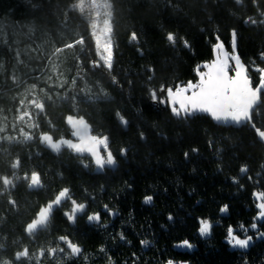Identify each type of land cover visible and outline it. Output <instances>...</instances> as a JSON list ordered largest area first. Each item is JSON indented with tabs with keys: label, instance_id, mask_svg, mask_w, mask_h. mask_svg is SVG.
<instances>
[{
	"label": "trees",
	"instance_id": "1",
	"mask_svg": "<svg viewBox=\"0 0 264 264\" xmlns=\"http://www.w3.org/2000/svg\"><path fill=\"white\" fill-rule=\"evenodd\" d=\"M261 12L264 0H113L112 75L120 83L117 87L111 84L107 70L89 68L96 59L95 46L90 28L78 12L69 11L61 0H0V126L6 128L0 136L19 135L21 125L15 120L18 101L36 84V94L45 101V113L37 118L40 127L33 130L34 135L47 132L55 140L69 137L66 117H83L94 135L108 136L121 164L114 172L97 173L93 166L86 169L80 162L89 164L88 158L80 159L71 151L55 155L38 140L28 144L0 140V175L11 176L16 171L23 177L35 170L44 183L43 190L32 192L27 181L20 180L15 189L0 195V243L9 242L6 254L31 248L24 235L26 224L41 206L68 188L73 199L88 205L89 213L101 212L107 205L108 211L120 212V222L107 230L86 226L83 221L78 224L74 240L89 255L87 261L57 262L46 255L39 264H131L134 255L144 250L142 241L147 245L155 242L157 252L152 249L140 264H167L169 260L175 264H264V240L257 241L253 231L248 234L253 235L254 247L247 252L234 250L225 240L229 225L238 228L243 224L250 229L258 213L254 193L264 191V143L250 125L223 127L207 116L182 123L163 105L150 101V91H158L162 85L195 83L197 69L204 71L202 66L214 59L217 42L231 51L233 29L237 31L238 55L249 68L253 86L258 84L259 74L252 69L264 67ZM249 18L257 24H251ZM133 31L137 41L130 39ZM168 32L177 35L175 44L166 40ZM80 36L85 38L83 49L77 45L54 55L56 48L74 43ZM78 60L85 73L84 80H77V88L87 83L98 92L102 86L108 99L85 102L83 93H78L83 99L73 106L57 98L73 94L71 81L81 69ZM57 76L68 82L63 88L58 86ZM149 76L153 78L149 80ZM41 88L52 96L51 101L40 93ZM31 98L29 93L27 99ZM117 112L129 121L126 127L120 124ZM254 122L258 126L264 123V111L254 112ZM122 148L127 150L124 160ZM185 153L189 155L185 157ZM16 158L21 165L12 170L10 164ZM242 167L247 171L242 173ZM147 196L153 197L152 206L144 204ZM9 198L16 201L15 207L7 203ZM224 205L228 212L221 213ZM199 218L214 225L207 239L198 234ZM258 225L264 231V223ZM68 231L73 232L58 210L52 235ZM185 240L196 244L198 251L192 255L176 252L175 247ZM49 243L38 240L36 244L47 248Z\"/></svg>",
	"mask_w": 264,
	"mask_h": 264
},
{
	"label": "snow or ice",
	"instance_id": "2",
	"mask_svg": "<svg viewBox=\"0 0 264 264\" xmlns=\"http://www.w3.org/2000/svg\"><path fill=\"white\" fill-rule=\"evenodd\" d=\"M239 3V0H236ZM255 3L256 0H253ZM78 10L81 14L87 12V19L89 27L91 29V37L94 40L95 55L97 59L90 62L89 68L92 70H107V74L110 76L111 84L120 87V83L115 75H112L113 69V7L111 0H78L77 3L73 4L69 11ZM260 15L264 17V12ZM251 24H257L256 19L249 18ZM249 21H245L247 24ZM264 24V19L260 21ZM131 41H137V33L132 32ZM177 35L168 32L166 34V40L170 43L175 44L177 42ZM219 41V37H217ZM184 46L188 47V42L183 41ZM85 45V38L80 36L74 41V43H66L63 48H56L54 55H58L65 51V49H74L76 46ZM237 46V31L235 29L231 32V54L225 50V46L222 42H217L214 45L215 58L210 63H205L202 67L204 71L197 69L199 79L193 83L188 81L184 85H177L175 87L161 86L158 95V91L153 89L150 91V101L153 104L163 105L170 111L172 117L176 118L180 122H186L188 120L197 118L199 114H207L212 120L219 124L229 125L234 127H247L250 125L254 132L255 137L258 138L259 142L264 143V123L260 126L254 122V112L264 111V67L254 66L253 71L259 74L258 84L253 86V78L249 74V68L242 63L240 56L236 54ZM261 59L264 60V52L260 54ZM234 62V63H231ZM81 63V69L78 71L77 76L73 77L71 81V89L73 94L69 96L67 93L64 96H58L57 98L66 102L71 103L73 106L83 99L78 96V93H83L86 97L85 102H96L102 99H108L109 94L105 89L100 86L98 92H93V89L85 83L83 87L77 88V80H84L85 68ZM56 65H53V71H55ZM153 77L149 76L151 80ZM15 80V77H13ZM59 81L58 86L63 88L68 82L61 80L57 76ZM48 81L52 80V76L47 77ZM131 84V81H128ZM52 86L51 84L49 85ZM36 84H32L25 93V99L20 100V107L17 108L19 115L15 117L19 127L18 136L4 135L0 136V140L7 141L9 143L16 141L18 143L28 144L38 140L39 144L44 145L47 149L52 152L59 154L62 148H67L72 153L77 154L79 157H83L87 154L91 157V162L95 165L98 172L104 171L105 169L116 170L117 159L114 157L112 151L109 150L108 136H97L91 134V129L88 123L83 117H77L74 115H68L66 117V123L71 127V135L75 138V142L71 139L60 138L55 140L53 135L47 132H40L37 137L34 135L33 130L39 129L40 124L37 122V118L45 113V101L40 99L36 94ZM40 93H43L47 100L51 101L52 96L48 95L43 88ZM31 93L32 98L27 99V95ZM27 99V102H26ZM30 109H34L30 111ZM119 122L123 126H127L129 121L120 114L116 113ZM17 124H13V130L15 131ZM27 129V130H25ZM6 128L0 126V133H4ZM143 138V132L140 133ZM210 146L212 142H209ZM102 150L103 153L102 154ZM126 149H121V156L126 154ZM196 152V149H192ZM189 154L185 153V157ZM84 167H88L87 163L83 160L80 161ZM21 160L16 158L14 162L10 164L12 170L20 168ZM242 173L247 171L246 167H242L240 170ZM24 180L27 181L29 189H37L43 187L41 174L38 171H31V174L25 173L23 177L13 171L10 175H0V195L9 193L10 189H15L16 182ZM255 200L257 201L256 207L258 209L257 215L253 218V222L250 225V229L245 227L243 224L235 228L229 225L227 228V234L225 237L226 243L233 249L247 250L254 243L253 235H249V231H253L257 239L264 240V231H261L258 222L264 223V191L254 193ZM153 197L147 196L145 203H149ZM65 200L71 201L70 211H65L64 216L66 219L75 223L77 220V214L84 213L86 205L84 203H78L75 199H72L69 195V189L64 188L59 191L54 199L47 202L39 208L34 218L30 220L25 226V233L29 237L35 236L37 232L45 231L53 215L54 209L59 208L62 202ZM7 203L16 206V201L9 198ZM108 208L107 205L104 206ZM221 213L228 212V205H224L220 209ZM100 213H92L87 215V221L89 223L99 222ZM171 220L172 217L169 216ZM214 225L210 220L205 218L198 219V234L201 237H208L211 235ZM240 232L243 234V238L236 233ZM123 239V235L120 237ZM59 242H62L70 250L65 252L64 247L59 246ZM142 244H147V241H142ZM187 249H191L193 245L185 240L180 245ZM4 248V245L0 243V249ZM81 248L78 244L73 243L68 236H60L56 247H49L47 249L48 255L51 257H58L59 254H65L68 257H74L81 254ZM101 251H104L101 249ZM45 250L40 249L39 255L33 254L30 256L29 249L24 247L22 250L16 251L14 256L10 259H5L3 253H0V264H20L21 261H31L34 256L39 264L40 257L44 256ZM167 264H173V261L169 260Z\"/></svg>",
	"mask_w": 264,
	"mask_h": 264
},
{
	"label": "flooded vegetation",
	"instance_id": "3",
	"mask_svg": "<svg viewBox=\"0 0 264 264\" xmlns=\"http://www.w3.org/2000/svg\"><path fill=\"white\" fill-rule=\"evenodd\" d=\"M71 134V133H70ZM114 157H115V155H114ZM123 158V157H122ZM82 159H85V157L84 158H82ZM116 159H117V156H116ZM125 159V158H124ZM89 165V164H88ZM121 164H120V162H118V160H117V168L116 169H118V167L120 166ZM89 167V166H88ZM88 167L86 168V169H88ZM106 170H109V169H105L104 171H101V173H104V172H106ZM111 171H116V170H111ZM42 180V179H41ZM42 184H43V187H41V188H39L40 190L39 191H41V190H43V188H44V183H43V181H42ZM12 189H10V191H11ZM72 197V196H71ZM73 199V198H72ZM65 205H63V206H61V208H59V209H57V211H55V213H54V215H53V217H52V220H51V223L49 224L50 226H48V228L44 231V232H40V233H42V235L41 236H38L37 234L35 235V236H33V237H29L26 233H25V231H24V235H25V237L26 238H28V240H30V242H31V248L30 247H27L28 249H29V252H30V256H32L33 254H35V256H38L39 255V252H40V249L41 248H43V247H38V245L36 244L37 243V241L39 240V242H44L45 240L46 241H50V243L49 244H52V245H50L49 247H56L57 246V243H58V238L60 237V236H53L52 235V228H53V220H54V217H55V214L56 213H58V210H62V216H63V218L66 220V222L68 223V226L70 227V229H72L73 230V232H70V231H68V232H66V234L65 235H61V236H68L71 240H72V242L73 243H76V244H78L79 246H80V248H82V252H81V255L79 256V257H68V256H66L65 254H59L58 255V257H51V259L52 260H55V261H57V262H62V261H67V260H69V259H72V260H79V259H81V258H83V259H85L86 260V258L89 256L87 253H86V251H85V249H84V247L82 246V244H79V243H77L75 240H74V235H75V231H77L76 230V227H72V226H70V224H69V221L66 219V217L64 216V212L65 211H70V209H71V201L70 200H67V202L66 203H64ZM64 206H67V209H64L63 210V207ZM113 212V211H112ZM114 212H117V211H114ZM106 218L108 217L107 216V214L106 215H104ZM85 216H83V217H80V219H81V221H83L84 222V224H86V226H90V227H92V228H102L101 226L99 227L98 225L97 226H93V225H89L86 221H87V216L84 218ZM78 224V223H77ZM76 224V225H77ZM78 226V225H77ZM78 228V230H79V227H77ZM107 228V227H106ZM103 229V228H102ZM105 229V228H104ZM108 229H110V228H108ZM105 230H107V229H105ZM45 236V238H42V236ZM17 242H19V243H22V238H18V241ZM4 248H2V249H0V253H3V257L2 258H5V259H10V258H12L13 256H14V253L16 252V251H19V250H16V251H14V253H12V254H6L8 251H7V249L8 248H10V246H9V242H5L4 244ZM59 246L60 247H64L65 248V252L67 253L68 251H70V250H68L67 249V246L65 245V244H63L62 242H59ZM154 244H153V247H152V249H154ZM49 247H47V248H43L44 250H45V254H44V256H42V257H40V259H39V263L40 262H43L44 261V259H45V256L46 255H48V252H47V249L49 248ZM13 252V251H12ZM149 254V253H148ZM35 256H34V258L31 260V261H27V260H25V261H21L20 262V264H33V262L35 261L36 263H37V261H36V259H35ZM136 256V255H135ZM149 256H154V255H149ZM147 257H148V255H147ZM135 258V257H134ZM139 259V256L137 257L136 256V261ZM133 262V263H135V264H138L137 262ZM175 262V261H174ZM110 264H120L119 262H116V261H111V263ZM122 264V263H121ZM125 264V263H124Z\"/></svg>",
	"mask_w": 264,
	"mask_h": 264
},
{
	"label": "rangeland",
	"instance_id": "4",
	"mask_svg": "<svg viewBox=\"0 0 264 264\" xmlns=\"http://www.w3.org/2000/svg\"><path fill=\"white\" fill-rule=\"evenodd\" d=\"M61 2L66 6V7H68L69 9L71 8V6L73 5V4H75V3H77L78 2V0H61ZM111 3H112V7H113V0H111ZM74 11H76V12H78L79 13V15L83 18V20L88 24V27H89V23H88V19H87V12H85L84 14H81L78 10H74ZM90 28V27H89ZM90 33H91V29H90ZM92 38V37H91ZM113 38V37H112ZM93 40V39H92ZM93 43H94V40H93ZM95 46V45H94ZM228 50V49H227ZM238 52V51H237ZM113 53H114V43H113ZM93 55H95V48H94V53H93ZM96 56V55H95ZM96 59H97V57H96ZM18 102H20V100L18 101ZM7 117H8V114H7ZM89 125V124H88ZM89 127H90V129H92L91 128V126L89 125ZM69 128V131H70V133H71V127L69 126L68 127ZM64 139H71V140H73L74 142H75V138L74 137H72V135L71 134H69V137H66V138H64ZM57 140V139H56ZM46 148V147H45ZM63 149H65V148H63ZM67 149V148H66ZM47 150V149H46ZM53 153V152H52ZM54 154V153H53ZM59 154H61V153H59ZM77 155V154H76ZM85 156H87V155H85ZM127 156V154H125V155H123V156H121V159L122 160H124V158ZM123 157V158H122ZM83 158H84V156H83ZM80 159H82L81 157H80ZM127 161L128 160H126L125 162L127 163ZM72 198V197H71ZM79 203V202H78ZM153 202H152V200L149 202V203H145L144 202V204H146V206H149L150 204H152ZM63 205H65V204H63ZM62 205V206H63ZM86 205V204H85ZM89 211V209H88V205H86V209H85V212L84 213H80V214H78L77 215V220H76V222L75 223H71V222H69V224H70V226H74V227H77V225L81 222V219H80V217H83V216H87L88 214H92V213H95V212H88ZM55 213V212H54ZM54 213H53V215H54ZM100 213V221L99 222H92V223H89L88 221H86L89 225H93L94 227L95 226H101L102 228H103V230H104V228L105 229H108V228H113V225L114 224H116V222L121 218V214H120V212H112V211H108V209H105V208H103L102 210H101V212H99ZM107 214V218L104 216V215H106ZM53 215H52V217H53ZM52 217H51V220H52ZM84 217V218H85ZM87 218V217H86ZM51 220H50V222H51ZM119 222H120V220H119ZM78 223V224H77ZM77 224V225H76ZM96 224V225H95ZM107 227V228H106ZM243 238V237H242ZM256 241V240H255ZM257 241H262L261 239H258ZM132 243V242H131ZM155 242H153L152 244H142V247L144 248V250H142V252H138V254L136 255L137 257L139 256V259L136 261V256L134 255V260L138 263V264H140L141 262H144V258H146L147 257V255H148V253H150L151 251H152V247H153V244H154ZM191 243V242H190ZM192 244V243H191ZM254 244V243H253ZM155 245V244H154ZM193 245V248H194V250H193V252H191V253H188L189 255H192L193 253H195L196 251H198V249H197V246H196V244H192ZM250 249V248H249ZM248 249V250H249ZM81 250H82V248H81ZM234 250H237V249H234ZM83 251V250H82ZM81 251V252H82ZM154 251H156V246H154ZM177 252H179V250H176ZM157 252V251H156ZM241 252H247V251H241ZM186 254V253H185ZM81 254H79L78 256H74V257H79ZM153 255H154V253H153ZM132 256H133V252H132ZM153 257V256H152ZM86 261H87V258H86ZM127 263V262H126ZM125 263V264H126ZM130 263V262H129ZM131 264H135V263H131ZM178 264V263H177ZM179 264H189V263H179Z\"/></svg>",
	"mask_w": 264,
	"mask_h": 264
},
{
	"label": "bare ground",
	"instance_id": "5",
	"mask_svg": "<svg viewBox=\"0 0 264 264\" xmlns=\"http://www.w3.org/2000/svg\"><path fill=\"white\" fill-rule=\"evenodd\" d=\"M229 53H231L232 52V49H231V51H229V50H227ZM205 70V69H204ZM198 116H200V115H198ZM207 117H209L208 115H207ZM211 119V118H210ZM212 120V119H211ZM213 121V123H215L216 125H219L218 124V122L216 123V121H214V120H212ZM220 125H223V124H220ZM223 127H233V128H238V127H234V126H225V125H223ZM239 128H242V127H239ZM91 134L92 135H94L93 134V131L91 132ZM54 137V136H53ZM108 145H109V150L110 151H112V149L110 148V146H111V143H109L108 142ZM48 150V149H47ZM63 150H67V151H70V150H68V149H63L62 148V151ZM49 152H51L52 153V151L51 150H48ZM61 151V152H62ZM54 153V152H53ZM52 153V154H53ZM112 153H113V155H114V151H112ZM55 154V153H54ZM102 154H104L103 153V150H102ZM126 154H127V152H126ZM85 158H88V161H89V166H93L94 168H95V165L91 162V157L90 156H84ZM127 157V156H126ZM126 157H125V159H126ZM81 158H83V157H81ZM115 158H116V156H115ZM85 168H87V167H85ZM96 169V168H95ZM97 173H98V171L97 170H95ZM99 173H101V172H99ZM30 191H32V192H38L40 189L39 188H37V189H29ZM69 195H70V191H69ZM66 202H67V200H65ZM62 202V205L64 204V203H66V202ZM153 202V201H152ZM153 204V203H152ZM152 204H150L149 206H152ZM61 205V206H62ZM61 206L59 207V208H61ZM59 208H57V209H59ZM57 209H54V210H56L57 211ZM78 215V214H77ZM51 223V222H50ZM96 225V224H95ZM50 226V225H49ZM76 230H78V228L76 227ZM40 232H44V231H40ZM40 232H37L36 234L38 235V236H41L42 235V233H40ZM35 234V235H36ZM202 238H206L207 239V237H202ZM183 243V242H182ZM182 243H180V244H178L176 247H175V250H179V254H188V253H191V252H193V250H194V248L192 247L191 249H187V248H184V247H180V245L182 244ZM252 247H254V244H252L249 248L251 249ZM249 249V250H250ZM237 250H240V249H237ZM248 249L247 250H240V251H249ZM177 252V251H176ZM173 261V260H172ZM173 264H175V262L173 261Z\"/></svg>",
	"mask_w": 264,
	"mask_h": 264
},
{
	"label": "water",
	"instance_id": "6",
	"mask_svg": "<svg viewBox=\"0 0 264 264\" xmlns=\"http://www.w3.org/2000/svg\"><path fill=\"white\" fill-rule=\"evenodd\" d=\"M225 50L227 51V49H226V47H225ZM231 54V53H230ZM236 54H238V52H237V46H236ZM215 55H216V53H215V50H214V58H215ZM242 61V60H241ZM231 63H234V62H231ZM243 63V62H242ZM200 116H207V114H199ZM211 118V117H210ZM86 121V120H85ZM217 123V122H216ZM219 124V123H218ZM220 125V124H219ZM69 126V125H68ZM220 126H223V125H220ZM225 126H229V125H225ZM91 132H92V129H91ZM47 149V148H46ZM49 150V149H48ZM62 151V150H61ZM55 155H57L56 153H55ZM85 155H87V154H84V156ZM66 202V201H65ZM56 210H54V212H55ZM53 212V213H54Z\"/></svg>",
	"mask_w": 264,
	"mask_h": 264
}]
</instances>
